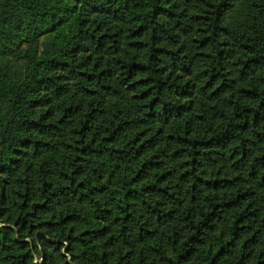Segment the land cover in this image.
<instances>
[{
    "label": "trees",
    "instance_id": "trees-1",
    "mask_svg": "<svg viewBox=\"0 0 264 264\" xmlns=\"http://www.w3.org/2000/svg\"><path fill=\"white\" fill-rule=\"evenodd\" d=\"M6 53L0 264H264V0H0Z\"/></svg>",
    "mask_w": 264,
    "mask_h": 264
},
{
    "label": "rangeland",
    "instance_id": "rangeland-1",
    "mask_svg": "<svg viewBox=\"0 0 264 264\" xmlns=\"http://www.w3.org/2000/svg\"><path fill=\"white\" fill-rule=\"evenodd\" d=\"M46 38L47 36L41 37L40 43L42 44ZM0 66L6 67L8 71H13L18 67L12 60L11 54L8 53L0 55Z\"/></svg>",
    "mask_w": 264,
    "mask_h": 264
}]
</instances>
